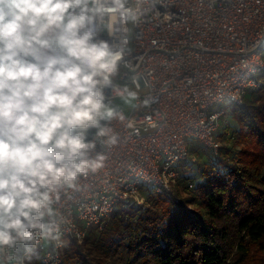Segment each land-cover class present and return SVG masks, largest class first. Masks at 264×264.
<instances>
[{"label": "built area", "instance_id": "built-area-1", "mask_svg": "<svg viewBox=\"0 0 264 264\" xmlns=\"http://www.w3.org/2000/svg\"><path fill=\"white\" fill-rule=\"evenodd\" d=\"M128 7L137 19L127 31L98 33L110 44L128 41L112 86L102 89L105 103L125 117L101 121L116 143L96 136V128L87 130L86 142L95 144L88 157L103 155L104 166L58 190L53 215L44 217L51 236L37 233L35 242L5 246L0 264H65L70 239L81 242L88 226L103 228L119 202L142 205L143 186L169 196L180 162H195L192 140L218 155L215 133L223 111L211 106L240 104L246 91L259 86L264 0H129ZM124 86L137 92L128 112L114 105L120 98L114 89Z\"/></svg>", "mask_w": 264, "mask_h": 264}, {"label": "clouds", "instance_id": "clouds-1", "mask_svg": "<svg viewBox=\"0 0 264 264\" xmlns=\"http://www.w3.org/2000/svg\"><path fill=\"white\" fill-rule=\"evenodd\" d=\"M128 3L0 0V253L51 236L44 217L58 190L104 166L103 155L88 157L89 128L116 143L101 121L125 117L102 89L112 86L128 41L110 44L98 33L127 31L137 19ZM114 92L128 105L137 99L127 86Z\"/></svg>", "mask_w": 264, "mask_h": 264}, {"label": "trees", "instance_id": "trees-1", "mask_svg": "<svg viewBox=\"0 0 264 264\" xmlns=\"http://www.w3.org/2000/svg\"><path fill=\"white\" fill-rule=\"evenodd\" d=\"M256 77L262 80L258 90L264 94V69ZM234 105L231 114L239 125V158L209 169L197 186L196 209L173 198L171 208L159 218L146 207L136 217L132 207L119 202L112 215L128 231L125 247L130 259L120 258L114 248L106 264H264V97L244 98ZM142 191L154 192L147 186ZM153 194L163 196L157 197V207L167 202L164 195ZM111 245V239L93 241L87 230L82 242L70 239L64 251L71 250L78 264H105L91 254L96 248L108 251ZM38 254H34L35 262Z\"/></svg>", "mask_w": 264, "mask_h": 264}, {"label": "rangeland", "instance_id": "rangeland-1", "mask_svg": "<svg viewBox=\"0 0 264 264\" xmlns=\"http://www.w3.org/2000/svg\"><path fill=\"white\" fill-rule=\"evenodd\" d=\"M258 79L260 82V86L262 80L260 78ZM258 88L259 87H256L246 91L243 96V100L244 98L245 100H259L264 97V94L260 93ZM132 104H125L120 98H117L114 101L115 107L122 108L127 112L131 108ZM234 106V104L232 106L231 104H214L210 108L211 111L217 110L219 108L223 111L219 119V126L215 133V138L220 143L218 155H213L211 150L208 147L204 146L202 142L192 140L190 146L191 153H193V155L195 156V162L192 163L186 160L182 161L187 163L186 166H180L182 163L180 162V165L177 169L179 178H177L176 183L172 186L170 195L166 196L165 194H162L164 195V199H166L167 202H159L161 204H159V207H157L155 205L156 201H159L157 197L160 196V198L162 199L163 196L159 195L156 197V195L153 194L154 192L152 194H147L142 191L141 194L143 196L142 198L144 199L143 204L139 206H133L131 208L136 217L142 216L143 208L146 207L152 209L154 212L153 215L156 218H159L165 212V209H167L168 207L171 208V206L173 205V201L171 199L173 198L185 201L184 206L186 203V208L188 209L197 208L199 202V192L197 186L199 183L205 180L209 169L211 170L212 167L216 169L222 168L223 163H227L228 161H236L239 158V150L241 145H239L236 141L239 125L231 114V110ZM193 199L195 201H193ZM87 230H89L90 238L93 241H95V239L98 237L103 241H109L110 239L112 240V245L108 251L102 248H96L93 250L91 255L95 258L96 261H101L106 264L109 261L108 256L111 254V251L114 248L117 249L120 258H122L123 260L130 259L125 247L128 237V231L126 228L119 226V224L115 221L112 213L106 219L103 229L89 226ZM89 246L92 245H88V247ZM64 252L63 256L65 264H78L77 259L72 255L71 250L68 251L69 254H66V252Z\"/></svg>", "mask_w": 264, "mask_h": 264}]
</instances>
